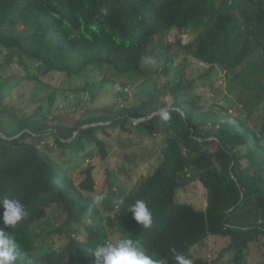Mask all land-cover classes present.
<instances>
[{"label":"trees","instance_id":"trees-1","mask_svg":"<svg viewBox=\"0 0 264 264\" xmlns=\"http://www.w3.org/2000/svg\"><path fill=\"white\" fill-rule=\"evenodd\" d=\"M185 15L195 34V47L182 49L211 66L209 73L199 77L206 92L212 93L211 105H201L206 101L203 95L186 98L179 82L168 87L170 107L155 88L137 106L113 103L93 111L92 116L80 115L71 127L44 124L43 107L50 111L57 94L64 100L77 94L78 108L85 102L80 100L84 94L91 101L100 100L112 88L100 77L81 88L50 89L36 80L31 67L36 73L45 70L46 76L109 70L113 77L126 79L121 91L129 86L144 88L150 74L143 61L154 60L158 51L168 54L165 36L179 29ZM3 50L8 56L2 61ZM3 62L9 71L0 74V102L12 86L15 70L23 71L46 95L38 99L40 105L31 115L18 122L0 116V198L19 199L27 212L15 228H4L0 208V228L16 239L23 257L18 264H95L91 249L96 244L124 237L137 240L161 264H175L173 248L192 264H209L203 256L190 253L212 236L226 242L220 253H233L226 264H246L254 256L253 244L264 237V0H0V67ZM217 69L225 74L224 86L231 97L221 96L223 90L213 80ZM85 77L90 80V75ZM194 83L195 79L189 87ZM7 105L4 100L2 109ZM235 106L239 110L232 115L230 108ZM161 110L168 112V121L161 118ZM254 119L260 121L258 125ZM131 125L141 138L160 140L157 165L130 195L121 197V189L109 194L102 204L104 212L114 208L116 196L124 203L114 214L103 216L84 194L94 190L93 167L84 170L85 179L77 187L67 177L69 169L52 161L40 142L49 134L56 145L81 154L83 161L91 158L92 153L85 150L95 142L106 158L95 136L97 130L120 127L129 131ZM193 181L205 190L203 210L174 200L175 191ZM112 182L110 187L116 179ZM138 199L152 211L149 229L137 224L127 211ZM51 205L62 216L54 228L58 245L54 248L49 243L43 248L41 239L30 235L29 229L48 216ZM73 220L78 227L70 225ZM259 264L264 261L259 259Z\"/></svg>","mask_w":264,"mask_h":264},{"label":"rangeland","instance_id":"rangeland-1","mask_svg":"<svg viewBox=\"0 0 264 264\" xmlns=\"http://www.w3.org/2000/svg\"><path fill=\"white\" fill-rule=\"evenodd\" d=\"M186 20L187 16L185 15L179 22V29H173L165 36V46L169 45L170 49L172 48L169 54L164 51H158V56L154 60L143 61V66L150 74L147 78L148 84H146L144 88L139 87L133 90L134 86H129L121 91L120 86L126 79L122 78L119 80L117 76L113 77L109 70L103 72L95 70L92 74L89 73V70H86L85 73H80L76 76H67L66 73H56L53 76H46L44 73L45 70L40 69L36 73L34 67H31V73L33 72L34 75H36V80L41 81L43 84H48L50 89L64 90L81 88L87 82L92 83L100 77L104 78L103 80L109 81L107 82V86L112 88V93H109L111 96H108L106 93V95H102L100 100L95 98L94 101H91L88 99L87 95L84 94V97L80 100L85 102L80 101L81 103H79L78 108L75 106V99L78 98L77 94H71L66 100H64L61 93L57 94V101L52 104L50 111L46 105L43 107L42 112L46 115L43 120L44 124H60L71 127L80 115H84L85 117L92 116L93 111H101V107L113 103L119 107L137 106L142 100H145L146 97L151 95L155 91V88L160 92V97L167 102V106L170 107L172 96L170 88L168 87L178 82H180V85L184 86V88L181 87V93L187 95L188 99L203 95L206 101L202 102L201 105H211L213 103L212 93L206 92L208 88L201 85L199 82L200 76L212 70L211 66L197 61L180 48L181 45L191 42L194 36V33L190 32ZM7 52V50H3L1 55L2 61L3 59H7ZM168 58L171 59V62L167 61ZM16 59V56H14L13 62H15ZM13 62L12 65L15 66ZM3 64L4 65L0 67V74L2 76L6 75L9 71L8 65H5V62H3ZM34 66L37 67V65ZM217 70L213 80L217 82L218 86H221L223 90L221 96L231 97L224 86L226 84L224 80L225 74ZM183 72L185 73L182 74ZM86 74L90 75V80H88V77H85ZM31 75L33 76V74ZM220 76L223 80H216V78ZM13 77L14 80L11 88L8 89V94H6L5 99L3 98L0 102V116L7 122H18L25 116L31 115L40 105L37 102L38 99L41 97L44 99L46 98V95L44 96L45 93L40 92L37 87L34 86V81L32 79L29 77L26 79L23 71L15 70ZM193 79H195V83L193 87H189ZM140 81L141 80H139L138 83H140ZM81 92L83 91L81 90L79 94H83ZM119 93H121V95ZM221 96H219V99ZM4 100L8 101V105L5 109H2ZM263 104L259 107H262ZM238 110L239 106L232 107L230 108V113L235 115L238 113ZM134 122L137 123L138 121ZM259 122L258 119H254L253 124L258 125ZM132 127V125L128 126L129 131L122 130L120 127L97 130L95 136L97 140L101 141L103 150L107 155L106 158L102 157L99 152V146L95 142L86 148L85 153L91 152L92 156L91 158H86L84 161L80 158L81 154H74L56 145L53 137L48 136L49 134H45L48 139L42 140L40 146L41 149L50 156L52 161L69 169L67 177L77 187L85 179L84 170L93 167L90 173L94 181V190L91 193L84 192L92 201L96 195H103L106 198L109 194L117 193L120 189L121 197H126L130 195V191L137 183H140L142 179L149 177L153 173L157 165V157L160 150V147L157 149V143L160 141L159 139L154 138L155 140L153 142L150 138H141L138 132ZM242 162L246 168L248 166L246 161L242 160ZM113 178L116 179V184L110 187L109 184L113 183ZM173 197L176 202L188 203L196 210H203L206 206L205 190L198 181H193L186 186L180 187L175 191ZM119 198L120 196H116V202ZM51 206V208L47 209L48 216L34 223L30 228L32 235L34 237L39 236L41 239L43 248L47 247L49 243L55 245L54 248L58 245L57 236L54 235V228L58 227L62 222L59 220V217L62 216L59 215L60 213L55 205ZM118 206L119 205L115 203L111 211L105 212L103 211L105 207L102 205L97 206V208L103 216H106L114 214L115 211L119 209ZM61 214L65 216L66 212L61 211ZM77 224L76 220H73L70 225L76 228L78 227ZM64 237L65 235L63 238ZM260 240L262 244L259 242L253 244L254 256H250L246 264H259V259L264 261V247L262 246L264 244V237H260ZM225 245L226 242L223 238L214 236L208 237L203 241V245L195 246L191 250L190 255L192 257L203 256L209 264H226L228 260L232 259L233 253L231 251L220 253L219 250ZM261 253H263V256H259Z\"/></svg>","mask_w":264,"mask_h":264},{"label":"clouds","instance_id":"clouds-1","mask_svg":"<svg viewBox=\"0 0 264 264\" xmlns=\"http://www.w3.org/2000/svg\"><path fill=\"white\" fill-rule=\"evenodd\" d=\"M194 38L195 34L191 42L181 45L180 48L182 49V46L195 47V42H193ZM171 50L172 48H169L168 54ZM190 56L194 58L192 55ZM184 58L186 59L185 55ZM196 60L198 61V59ZM168 61L171 62V59L168 58ZM185 96L187 98V95ZM160 114L164 121L170 119L167 111L161 110ZM104 200L105 197L103 195H96L93 198L92 206H101ZM123 203V199L117 201L118 205ZM0 208L3 209L2 222L4 228L9 226L15 228L27 216L23 204L17 198H0ZM127 211L132 213L134 221L144 229H149L152 226V211L143 199L136 200L132 205L128 206ZM40 220L42 219H39L34 223ZM4 228H0V264H18V261L23 260V257L18 250V243L13 236L4 231ZM29 233L32 235L30 229ZM37 238H39V236H37ZM171 251L174 255L175 264H192V261L189 258L184 254L177 252L175 248ZM91 252L92 256L95 258V264H161V261L156 256L147 254L141 247L140 243L130 237H124L114 243L96 244L94 248L91 249Z\"/></svg>","mask_w":264,"mask_h":264}]
</instances>
